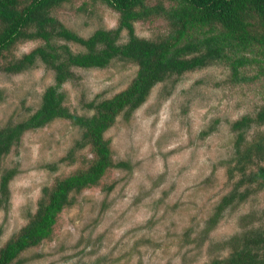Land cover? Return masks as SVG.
I'll return each instance as SVG.
<instances>
[{"label": "rangeland", "instance_id": "374dc122", "mask_svg": "<svg viewBox=\"0 0 264 264\" xmlns=\"http://www.w3.org/2000/svg\"><path fill=\"white\" fill-rule=\"evenodd\" d=\"M82 3L72 0L52 15L84 38L97 29L117 26L118 15L111 9L85 10ZM164 31L160 20L135 24L136 34L145 38ZM125 40L123 32L121 42ZM38 45L21 43L14 55ZM136 70L122 61L105 69L72 68L73 77L60 88L64 105L78 115H90V102L125 89ZM53 83V71L41 63L20 73L0 71V128L33 113ZM263 105L261 85H232L223 66L157 84L141 107L130 116H119L104 134L111 141L116 166L103 184H113V190L104 192L100 184L73 195L72 204L58 215L51 238L23 252L19 264H213L228 257L231 238L264 228V190L220 210L239 178L238 173L228 174L236 153L238 131L233 123L254 117ZM263 131L254 125L244 142ZM77 141L81 130L57 119L26 131L0 161V175L15 170L7 201L0 204V247L26 225L45 186L89 165L93 159L89 147L73 150L72 163L60 162L71 155ZM216 215L217 223L210 226Z\"/></svg>", "mask_w": 264, "mask_h": 264}, {"label": "trees", "instance_id": "16d2710c", "mask_svg": "<svg viewBox=\"0 0 264 264\" xmlns=\"http://www.w3.org/2000/svg\"><path fill=\"white\" fill-rule=\"evenodd\" d=\"M71 1L0 0V71L20 73L41 63L54 73V83L44 90L39 107L23 120L0 128V161L26 131L57 119L81 130V141L60 162L72 163L78 148L89 147L93 153L86 168L42 189L26 225L0 247V264H19L23 252L51 238L58 215L72 204L73 195L104 183L107 172L116 166L105 132L119 116H130L141 107L157 84L217 65L228 69L232 85L259 84L264 90V0H83L81 9L104 6L118 15L114 29H97L86 38L52 15ZM152 20L162 21L166 31L155 38L138 36L135 24ZM123 32L126 40L121 42ZM28 41L40 45L16 57V46ZM69 44L81 50L73 51ZM114 61L137 68L130 84L112 97L90 102V115L70 111L60 88L73 77L72 68L105 69ZM254 125L264 127V105L254 117L244 116L233 123L238 131L236 153L228 174L238 173L239 178L220 210L235 199L244 202L256 190H264V131L244 142L246 131ZM14 172L6 170L0 175V204L7 201ZM113 188V184L101 187L107 193ZM217 217L210 226L217 223ZM230 243L229 256L213 264H264V228L233 237Z\"/></svg>", "mask_w": 264, "mask_h": 264}]
</instances>
